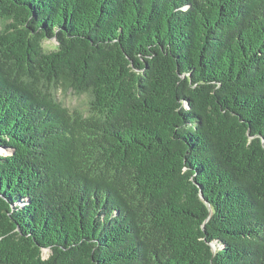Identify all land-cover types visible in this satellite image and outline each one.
Instances as JSON below:
<instances>
[{
  "label": "trees",
  "instance_id": "obj_1",
  "mask_svg": "<svg viewBox=\"0 0 264 264\" xmlns=\"http://www.w3.org/2000/svg\"><path fill=\"white\" fill-rule=\"evenodd\" d=\"M0 264H264V0H0Z\"/></svg>",
  "mask_w": 264,
  "mask_h": 264
},
{
  "label": "rangeland",
  "instance_id": "obj_2",
  "mask_svg": "<svg viewBox=\"0 0 264 264\" xmlns=\"http://www.w3.org/2000/svg\"><path fill=\"white\" fill-rule=\"evenodd\" d=\"M55 42H44V47L52 48ZM57 99L62 105L69 110H78L80 112H86L87 109V96L86 95H76L72 92H64L59 90L57 92ZM2 154H7L6 151H2ZM48 252H43V257L47 258Z\"/></svg>",
  "mask_w": 264,
  "mask_h": 264
},
{
  "label": "water",
  "instance_id": "obj_3",
  "mask_svg": "<svg viewBox=\"0 0 264 264\" xmlns=\"http://www.w3.org/2000/svg\"><path fill=\"white\" fill-rule=\"evenodd\" d=\"M46 251V250H45ZM44 252V251H43ZM47 252V251H46Z\"/></svg>",
  "mask_w": 264,
  "mask_h": 264
}]
</instances>
